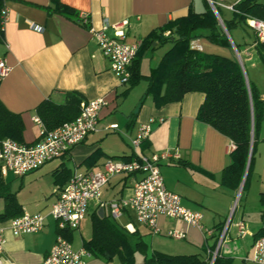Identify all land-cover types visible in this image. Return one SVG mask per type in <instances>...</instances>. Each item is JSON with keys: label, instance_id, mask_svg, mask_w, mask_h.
Segmentation results:
<instances>
[{"label": "crops", "instance_id": "crops-1", "mask_svg": "<svg viewBox=\"0 0 264 264\" xmlns=\"http://www.w3.org/2000/svg\"><path fill=\"white\" fill-rule=\"evenodd\" d=\"M59 1L69 10H54L53 0H4L7 18L2 29L0 57L4 59L8 71L0 79V101L9 111L21 115L25 143L39 138V127L34 117H37L36 106L43 100L63 103L66 92H77L82 100L102 98L105 103L99 111L97 129L68 152L22 176L12 173L1 176L8 183L22 214L39 212L45 218L42 229L18 236H14L8 228L11 217L0 221L5 239L0 264L41 263L59 233L49 210L59 189L73 171H100L108 159L130 160L138 154L165 152L171 155L159 165L165 187L180 196L182 206L201 212L202 228L208 229L209 233L182 220L160 216L157 224L161 231L151 233L150 253H135V264H143L144 258H148L153 250L171 255L193 254L203 253L214 244L224 264H258L244 258L251 255L255 236L264 228V204L260 201V195L264 193V121L258 128L250 153V177L244 200L238 210L233 209L237 189L222 181V170L231 162V141L196 118L204 93L187 92L179 101L155 105L152 97L145 95V78L133 86L118 82L89 31V27L100 28L104 22L113 24L127 20L128 40L140 41L153 29L186 15L189 9L204 12L207 5L210 7L208 2ZM76 14H86L88 23H81L75 18ZM223 17L230 18L227 15ZM199 33L206 34V31ZM233 40L241 43L238 36L233 35ZM193 41L194 49L234 58L232 47L211 44L203 37ZM155 48L145 50L139 62V71L144 76L158 64L168 49L154 54ZM240 49L245 53L249 47L242 46ZM247 80L256 87L253 81ZM258 92L264 94V91ZM150 118L153 119L149 123L150 133L134 152L131 139L140 125ZM113 124L116 128H109ZM138 177V174L113 176L103 186L101 199L129 196L133 181ZM3 206L4 203L0 202V212ZM99 211L95 202H90L78 228L64 231L67 238L64 237L74 249L83 247L84 241L90 238L91 217ZM103 215L109 216L106 208L102 209ZM114 221L128 236L134 235V241L145 242L140 230L144 226L136 221L131 210H125ZM240 223L244 226L243 234L239 233ZM170 228L182 229L185 237L167 240L165 232ZM221 234V242L217 246ZM129 243L132 245V242ZM84 264L123 263L117 256L106 259L90 255L85 258Z\"/></svg>", "mask_w": 264, "mask_h": 264}, {"label": "trees", "instance_id": "trees-1", "mask_svg": "<svg viewBox=\"0 0 264 264\" xmlns=\"http://www.w3.org/2000/svg\"><path fill=\"white\" fill-rule=\"evenodd\" d=\"M3 1L0 0V10ZM53 3V9L56 11L69 10V7L59 0H53ZM216 10L235 48L239 51L242 45L252 44L261 62L264 63V43L254 44V38L251 42L244 40L238 43L233 40L231 32L239 26L247 27L246 16L264 19V0H243L237 3L234 11H231L230 18H224L217 8ZM75 16L77 19L78 14ZM200 31H206V34H201ZM165 32L167 35H164ZM2 37L3 30L0 24V41ZM200 37L211 44L231 48L229 39L208 5L201 13L189 9L186 15L170 20L144 36L132 59L128 83L133 86L145 78L147 80L145 95H150L157 106L179 101L187 92L204 93V100L198 108L196 118L225 135L233 144L230 151L231 162L222 170V181L237 189L256 133L264 121V94L258 92L250 81L247 85L243 70L235 58L210 54L190 47V41ZM165 42H169L170 47L162 54L158 64L151 68L149 74L142 75L139 71V62L144 51ZM81 100L79 93L66 92L63 103L43 100L36 106L35 113L46 130H51L74 119L79 113ZM23 131L21 115L9 111L0 101V140L8 137L24 142ZM250 166L251 157L247 175ZM0 197L4 201L0 221L22 214L14 194L10 192L8 183L4 182L1 175ZM260 201L264 204V193L260 195ZM67 231L66 229L65 232ZM59 233L66 237L64 232ZM261 235H264V228L260 229L255 238ZM144 246L145 244L138 240L135 247H131L128 235L119 224L110 216L98 214L92 215L91 236L83 243V248L90 255L106 259L117 256L123 264H135L134 253L140 250L145 255V250H141ZM214 248L215 244L207 247L203 253L178 255L153 250L148 258H144L143 264H208ZM212 264H224L218 253Z\"/></svg>", "mask_w": 264, "mask_h": 264}, {"label": "built area", "instance_id": "built-area-1", "mask_svg": "<svg viewBox=\"0 0 264 264\" xmlns=\"http://www.w3.org/2000/svg\"><path fill=\"white\" fill-rule=\"evenodd\" d=\"M211 8L216 5L234 11V6L243 0L225 2L220 0H206ZM4 2V1H3ZM7 18V9L2 6L0 10V24L3 29ZM78 20L88 23L86 14H79ZM245 24L253 31L254 44L264 43V19L253 16H246ZM127 20L109 24L104 22L100 28L89 27L91 37L97 43L100 52L110 65V70L120 84L128 83L130 78V65L140 41H129L127 37ZM35 29H40L34 26ZM193 48L194 41H190ZM6 45V43H5ZM8 71L4 59L0 57V79ZM102 98L93 100H81L79 113L67 122L62 123L54 129L46 130L41 120L34 117L39 127V138L32 143L18 142L5 137L0 140V175L5 177L7 173L15 176H22L34 171L48 161L57 158L68 152L74 145L82 142L85 137L95 131L98 127L99 111L104 105ZM140 125L137 133L131 139V147L134 152L150 133L149 123ZM109 128H116V124ZM233 148V144L230 143ZM168 152L152 153L150 155L138 154L130 160H112L104 162L100 171H73L66 183L59 189L55 201L52 203L49 214L56 222L59 232L66 229H77L82 219L86 216L90 202H95L99 209L106 208L110 218H120L127 209L131 210L138 223L149 229L153 234L160 233L157 219L160 216L182 220L187 224L202 228V214L199 211H192L181 205L180 196L169 191L160 173L161 162L170 158ZM138 174L139 177L133 181L132 192L129 196L102 200L103 186L115 175ZM45 216L39 212L23 213L8 220V228L14 236L26 233L37 232L42 229ZM239 233L245 232L244 226L240 223ZM4 228L0 224V253L5 242L3 236ZM206 234L208 229H203ZM165 235L172 239H183L185 232L182 229L170 228ZM220 235L217 246L221 242ZM208 252H210L208 250ZM211 263L216 254L217 247L211 251ZM90 253L83 247L74 249L71 243L58 233L56 239L44 256L40 264H84L85 258ZM245 260L264 264V235L254 239L252 252ZM209 260V261H210Z\"/></svg>", "mask_w": 264, "mask_h": 264}, {"label": "rangeland", "instance_id": "rangeland-1", "mask_svg": "<svg viewBox=\"0 0 264 264\" xmlns=\"http://www.w3.org/2000/svg\"><path fill=\"white\" fill-rule=\"evenodd\" d=\"M196 1H199V0H196ZM214 1L217 2L220 0H214ZM232 1L233 0H225V2H227V3L232 2ZM216 8L219 10V12L221 13L222 16L227 15V16L231 17V11H229L223 7H220L218 5H216L215 9ZM231 32H232V36L233 35L238 36V38H240L241 42H243L244 40H246L247 42H251V40L254 38L253 31L248 27L239 26L236 29H233ZM196 39L199 40V38H196ZM168 46H170L169 42L157 44L154 54L160 53L161 51H165L168 48ZM231 47H232L231 53H232L233 57L236 59V61L239 63L240 67L242 68L245 77L247 79L253 81L258 90L264 91V63L261 62V60H260L259 56L257 55L255 49H253V45L250 43H249V45H245L244 47H249V49L245 53L242 52L241 49H239V51L237 49L235 50L232 45H231ZM246 175H247V173H246ZM246 175H245V178L243 180L242 185H241V182H242V180H241V182L237 188V195L235 194L234 199H233V209L237 208V210H238L240 204L244 200L246 189L248 187L250 171L247 175V178H246ZM240 185H241V187H240ZM0 202L4 203L2 198L0 199ZM146 229H147L146 227H140L142 235L145 237V240H144L145 246L141 250H145L146 254H149L150 253V245H151V232L149 231V229H147V230ZM128 237H129V241L132 242L131 247H135L136 241H134L135 240L134 235H129ZM166 239L172 240L169 237H166ZM135 253L144 255L143 252L140 250H137Z\"/></svg>", "mask_w": 264, "mask_h": 264}, {"label": "water", "instance_id": "water-1", "mask_svg": "<svg viewBox=\"0 0 264 264\" xmlns=\"http://www.w3.org/2000/svg\"><path fill=\"white\" fill-rule=\"evenodd\" d=\"M211 10H212V11L214 12V14L216 15V17H217V19H218V21H219L221 27L223 28L224 33L226 34L227 38L229 39L231 45H232L233 48L236 50L235 46L233 45V43H232V41H231V38H230V36H229L227 30L224 28V25H223V23H222V20H221V18L219 17V15H218L216 9L211 8ZM244 76H245V75H244ZM245 79H246V83H247V85H248V80H247L246 77H245ZM249 159H250V155H249L248 158H247V162H246L245 170H244V173H243V177H242L241 185H242L243 180H244V178H245V175H246V173H247V169H248V165H249ZM241 185H240V187H241ZM98 214H99L100 216L102 215V209H100V211H99ZM208 264H212V263H211V260L209 261Z\"/></svg>", "mask_w": 264, "mask_h": 264}]
</instances>
